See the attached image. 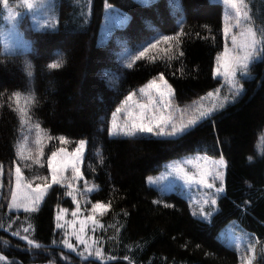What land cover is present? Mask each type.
Returning <instances> with one entry per match:
<instances>
[{
  "label": "trees",
  "instance_id": "obj_1",
  "mask_svg": "<svg viewBox=\"0 0 264 264\" xmlns=\"http://www.w3.org/2000/svg\"><path fill=\"white\" fill-rule=\"evenodd\" d=\"M105 1L130 19L124 27L111 30L99 45ZM247 1L264 30V0ZM180 2L183 11L174 14L169 0L148 4L137 0H56V29L34 30L26 17L21 22L31 45L17 51L31 60L32 76L21 57L0 64L2 178L17 165L27 182L49 181L50 154L61 147L71 150L84 139L81 172L86 181L96 185L88 200L107 206L102 216L108 227L104 252L115 259L106 264H238L237 251L219 238V232L233 220L264 241V44L262 58L250 70L254 79L242 80L244 92L182 138L112 137L108 133L116 106L128 92L156 75H163L172 86L179 104L219 86L213 67L223 45L222 6L210 0ZM177 33H181L179 37L161 41L132 68L126 67L125 49L138 55L141 45L146 47L153 38L176 37ZM61 58L64 63L60 68L48 67ZM38 132L42 147L39 162L34 163ZM60 136L67 143H62ZM25 138L33 160L22 161L16 154L17 145ZM189 153L223 156L226 162L224 192L209 221L195 217L178 193H163L146 184V177L166 160ZM58 206H73L66 187L60 184L52 185L38 211L20 214L29 219L32 238L47 246L40 249L13 236L7 229L5 210H0L4 225L0 228V253L12 264H60V248L51 246L56 239Z\"/></svg>",
  "mask_w": 264,
  "mask_h": 264
},
{
  "label": "snow or ice",
  "instance_id": "obj_2",
  "mask_svg": "<svg viewBox=\"0 0 264 264\" xmlns=\"http://www.w3.org/2000/svg\"><path fill=\"white\" fill-rule=\"evenodd\" d=\"M145 2H147V0H145ZM169 2L174 14L183 11V5L180 0H169ZM38 3L41 8L50 7L51 0H38ZM224 3L229 5L235 11L237 26H239L241 17H247L248 15L247 12L243 11V8L245 7L243 0H224ZM4 6L8 11V19L13 22L12 28L15 29V17L17 13H15L12 8L7 6V0H4ZM28 7L32 9L34 5L30 3L28 4ZM129 19L130 17L127 14L122 13L119 9H113L110 5H106L105 34L114 28L124 27ZM225 20L224 33L225 37H227L230 33L231 25L228 23V17H226ZM51 27H55V25L53 24ZM180 34L181 33H177L176 37L162 35L158 40L153 38V42L148 43L146 47L141 45L142 51H139L138 55H131V53L125 49L123 55L128 58L126 67L132 68L136 60L145 57V55L150 50L157 49V46L161 43V41L168 42L170 40L176 39ZM231 40L232 48L229 49L226 46L223 53L217 56V66L213 69V75H223L225 77L230 85L231 98L234 100L237 96L244 92V89L240 84V80L237 77L239 76L240 79L245 80L254 79V76L250 75V70L252 65L259 59L257 53L261 51V49L258 48V45L264 44V39H257L256 33L252 30V28L249 27L241 32L239 37L237 35H233ZM177 43H179L178 40ZM5 44L10 49L14 50L7 43V40L5 41ZM169 48H171V45ZM63 63L64 60L61 58L58 62L49 64L48 67L51 69H58ZM27 74L32 76L31 64L27 65ZM159 81L160 82L157 83L156 79L149 80L147 84L139 89V93L142 96H147V103L138 102L136 99H134L135 93L132 91L128 92L127 96H125L120 102V106H118L115 111L112 112L111 123L108 127V133L110 136L123 135L127 137H135L142 134H154L156 136L182 138L200 123L211 118V116L216 112V109H223L225 107V103L229 99L227 96L223 99H220L218 96L219 90H217V93L215 94L216 100L214 101L212 107L205 108L201 105L200 107L194 109L193 114L188 119L185 120L182 117L178 123L173 114V107L170 103V98L173 96L172 86L168 84L163 75H160ZM154 95L155 97H158V99H155ZM207 95L209 97H213L214 93L209 92ZM118 113H124L125 118L123 122H118ZM36 127L39 129V125ZM59 140L62 143H67L64 136H60ZM35 143L38 147L37 158L34 160V163H38V156L40 154V148L42 147V140L39 136V132ZM85 144L86 141L81 139L78 142V146L71 153L67 152L62 147L56 151H53L48 157L47 161L51 180L49 182L46 178H44L45 182L37 183L35 187H33L31 182H25L21 168L17 166L14 172L15 185L11 188V199L8 203V208L23 209L26 214H31L38 211L41 202L44 200L46 193L52 187V185L61 184L66 179L64 176V171L66 168H71L73 180L81 178L79 162L82 154L84 153ZM16 154L22 161L33 160L32 151L27 146V138H25L24 142H21L17 145ZM203 160L205 162L204 165H196L197 171L194 174L185 171V169L180 165L175 166L174 172L185 182V184H188L189 186H191L193 183H196L199 186L205 187L209 190L215 189L214 193H204L202 197L203 204L215 206L217 203L216 196L224 192V173L222 169L226 166V162L223 156H221L218 160H212L211 157L205 156L203 157ZM209 161H211L210 164ZM189 163H191V161H189ZM169 167L172 166L170 165ZM0 174H2V165H0ZM210 178L211 181L219 180L220 187H215V184L210 182ZM148 179L150 183L154 182L152 177H149ZM66 186L69 189V191L66 192V195L71 196L74 203H78L77 196L74 194L75 189L73 188V185L69 183ZM92 190L93 188L87 189L89 192ZM153 203H159V201H153ZM166 206L171 207V205ZM105 209L106 205L100 204L99 202L93 204V214L79 221V229L74 227L76 224L75 220L71 222L66 221V224H68V227L72 228V231L70 233L67 231L65 232L64 238L61 241L63 246L67 249L75 251V247L69 239L70 236H74L77 244L83 245L84 247V252L78 253L80 256L83 257L85 253H88V256L91 257V250L95 249V256L103 259L104 257L102 250L100 247H97V240L90 239L85 236V226L87 221H91L95 226L98 223V221L95 219V213L97 211L103 212ZM78 210V208L73 210V217L77 216ZM66 211V209H58L56 217L57 228L64 227L60 221L63 220L64 213ZM193 215H196V213L193 212ZM210 215V212L206 213L203 207H201V217L207 219ZM26 220H28L27 217ZM3 226V223H0V228ZM9 227H11V225H9ZM31 230L32 225L30 222H28L27 227L23 228V232L25 233L23 236H20L19 231L13 232L12 235L20 236L21 239L27 241V244L30 248H46L47 246L36 242L34 238H30L29 234ZM5 243L7 242L5 241ZM52 243L57 244V241L53 240ZM3 259L4 257L0 256V260ZM107 259L113 260L115 257H107ZM124 259H128V257L126 256Z\"/></svg>",
  "mask_w": 264,
  "mask_h": 264
},
{
  "label": "rangeland",
  "instance_id": "obj_3",
  "mask_svg": "<svg viewBox=\"0 0 264 264\" xmlns=\"http://www.w3.org/2000/svg\"><path fill=\"white\" fill-rule=\"evenodd\" d=\"M56 0H51L50 7L41 8L38 0H7V6L9 8H12L15 13H17L15 17V29H13V22L8 19V11L4 6V0H1V14H0V45L5 44V41L7 40V43L15 50H19L22 48H29L31 45V41L24 36V30L22 28L21 22L24 21V18L26 17L29 25L34 30H48V29H56L58 24V8L55 4ZM140 3L148 4L155 0H137ZM214 2H218L222 6V36H223V45L221 51L216 55L215 61H214V67L217 66V56L223 53L224 48L227 46L229 49L232 48V36L237 35L239 37V34L246 30L247 28H252V30L256 33L257 39H263V27L259 23H257L254 19V16L251 14V8L249 5V2L247 0H243V4L245 7L243 8L244 12H247V17H241L240 24L237 26L236 17H235V11L229 6L224 3V0H210ZM33 4L34 7L30 9L28 7V4ZM106 5H110L113 9H119L122 13H125L120 8L116 7L115 5L109 4L107 1L104 2L103 6V14H102V21L100 23L98 35H97V44H103L107 40L108 34H105L106 29ZM127 14V13H125ZM114 15V13H113ZM128 15V14H127ZM228 17V23L231 25L230 33L227 37H225L224 33V27H225V18ZM55 25V27H51V25ZM258 48L261 49L257 53V56L262 58L263 55V44L258 45ZM258 59V60H259ZM215 78H218L220 80V84L218 87H216L213 90L208 91L206 94L201 95L187 103L179 104L174 99V93L173 96L170 98V103L173 107V114L176 118V121L179 123L181 118L183 117L185 120L188 119L192 114L194 109L200 107L201 105L205 108L212 107L214 101L216 100V93L217 90H219L218 96L220 99H223L224 97H229L228 101L225 103V105L233 102L234 100L231 98V92H230V85L225 79L223 75H213ZM159 77L160 75H156L152 79H156L157 83H159ZM240 80V84L243 87L242 80L239 76L237 77ZM150 79V80H152ZM146 82L145 84H147ZM145 84L141 85L140 87L136 88L132 92L135 93L134 99H136L138 102L141 103H147L148 98L147 96H142L139 93V89L143 87ZM209 92L214 93L213 97H209L207 94ZM155 99H158V97H155ZM203 98V99H201ZM120 106V103L116 106V108ZM115 108V109H116ZM114 109V111H115ZM219 110L216 109V111ZM113 111V112H114ZM124 113H118L117 114V120L118 122H123L124 120ZM112 119V114H111ZM110 119V123H111ZM110 126V124H109ZM142 135H152L156 136L154 134H142ZM141 136V135H137ZM112 137H125L123 135H117ZM127 137V136H126ZM166 137V136H165ZM84 140V139H83ZM80 141V140H79ZM78 141V142H79ZM73 149H67L64 148L67 152L71 153L77 146ZM86 146V144H85ZM59 149V148H58ZM56 149V150H58ZM55 150V151H56ZM85 152V149H84ZM51 155V154H50ZM83 155L81 156L79 166H80V172H81V163L83 159ZM210 157L206 154L202 153H189V154H182L176 158H172L169 160H166L161 166L160 169L155 172L151 173L146 177V184L150 187H153L157 189L160 192L163 193H169V192H175L179 195L183 196L189 205L190 211L195 212V217H198L202 220L209 221L213 214L218 210V199L220 195L223 193H220L218 196H216V205L212 206L210 204H203L202 197L204 193H214L215 189H207L205 187L199 186L196 183L191 184L189 186L188 184H185V182L179 178L178 175L175 174L174 168L176 165H180L185 169V171L189 173H196L197 168L196 165L203 166L204 160L203 157ZM220 158V157H219ZM219 158L211 157L212 160H218ZM191 161V163H189ZM211 161H209V164ZM172 167H169V166ZM17 165L12 167V173L5 177H3V173L0 174V210L4 209L6 213V219L8 220L7 229H9L12 233L19 231L20 236H23L25 233L23 232V228L27 227V223L29 222V219L26 220V217H22L20 214H25L23 209H9L8 203L11 199V188L15 185V177L14 172ZM49 171V170H48ZM224 176H225V167L222 169ZM49 182L51 180V175L49 172ZM64 176L66 179L63 183L60 185L66 187V192L69 191L67 188V184L71 183L73 185V188L75 189L74 194L77 196L78 203H74L71 196L70 199L73 203V206L71 208H64L61 206L56 207L55 209V216H54V223H55V230H56V239L57 244L51 243V246L60 248V251H58V255L60 256V264H106L107 259L106 253L104 252L105 248V234H107V226L103 224L102 222V216L104 215V212L97 211L95 213V219L98 221V223L94 226L91 221L86 222L85 226V236L90 239H96L97 240V247H100L103 254V259L98 258L95 256V249H92V255L91 257L88 256V253H85V255L82 257L78 253L84 252L83 245L77 244L75 237L70 236V242L73 243L75 247V251L67 249L63 246L61 243L62 239L64 238L65 232L67 231L70 233L72 231V228L68 227L67 222H71L73 220L76 221V224L74 227L76 229H79V221L85 219L87 216L92 215V205L96 203H91L88 200V195L92 191L96 189V185L93 184L90 181H86L83 178L82 172H81V178L79 179H72V171L71 168H66L64 171ZM149 177L153 178L152 183L149 182ZM27 183V181L25 180ZM215 184V187H220V181H211ZM33 185V184H32ZM224 186V182H223ZM35 187V185H33ZM88 188H93L92 191H87ZM102 204V203H100ZM104 205V204H103ZM201 207H203L204 211L210 212L211 215L205 219L200 216V210ZM66 209L67 211L64 213L63 220L60 221L64 227L57 228V213L58 209ZM78 210L77 216L73 217L72 212L73 210ZM11 225V227H9ZM17 236V237H20ZM30 238H32V230L29 234ZM219 238L223 243H225L227 246L234 248L237 251V254L239 256V263L238 264H264V241L258 240L255 238L254 235L251 233L245 231L237 221L233 220L226 224L223 229L219 232ZM27 243V241H26ZM0 256H3L0 253ZM4 259L0 260V264H12L10 260H8L5 256H3ZM46 264H56L53 262L46 263Z\"/></svg>",
  "mask_w": 264,
  "mask_h": 264
},
{
  "label": "clouds",
  "instance_id": "obj_4",
  "mask_svg": "<svg viewBox=\"0 0 264 264\" xmlns=\"http://www.w3.org/2000/svg\"><path fill=\"white\" fill-rule=\"evenodd\" d=\"M16 57H21L22 63L32 65L30 59L26 56L21 55L18 51L12 50L6 46V44L0 45V64L6 63L9 60L15 59Z\"/></svg>",
  "mask_w": 264,
  "mask_h": 264
}]
</instances>
